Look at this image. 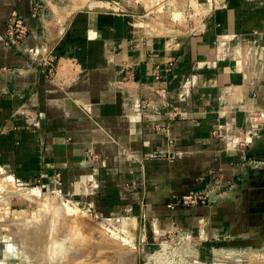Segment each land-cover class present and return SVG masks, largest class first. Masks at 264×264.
I'll list each match as a JSON object with an SVG mask.
<instances>
[{
	"label": "crops",
	"instance_id": "1",
	"mask_svg": "<svg viewBox=\"0 0 264 264\" xmlns=\"http://www.w3.org/2000/svg\"><path fill=\"white\" fill-rule=\"evenodd\" d=\"M32 1L0 0V171L16 194L54 189L149 240L181 227L217 264L262 245L264 168L247 160L264 159V0H83L53 26ZM191 6L196 31L173 19ZM14 11L30 26L16 46ZM215 179L210 204L182 202Z\"/></svg>",
	"mask_w": 264,
	"mask_h": 264
},
{
	"label": "rangeland",
	"instance_id": "2",
	"mask_svg": "<svg viewBox=\"0 0 264 264\" xmlns=\"http://www.w3.org/2000/svg\"><path fill=\"white\" fill-rule=\"evenodd\" d=\"M82 2L83 0H39V15L45 19L44 25L53 26L81 7ZM183 14L180 12L173 19L187 23ZM10 179L0 171V260L4 259L1 264H36L26 260L24 251L33 257H42L45 261L43 264H217V260L208 262L200 257L194 239L181 227L149 240L133 221L100 217L54 189L28 187V192L34 194L32 198L36 201L13 195L15 189L12 187L19 190V187L26 186L17 183V186L11 185ZM89 237L92 239L89 240ZM29 238L33 239V246L29 243ZM88 240L90 244L86 243ZM60 246L64 247V252L58 249ZM70 247L78 248L72 252ZM54 248L58 251L55 252ZM56 253L60 257H54L53 254L56 256ZM220 255L223 256L220 264H264V243L259 247L234 249Z\"/></svg>",
	"mask_w": 264,
	"mask_h": 264
},
{
	"label": "built area",
	"instance_id": "3",
	"mask_svg": "<svg viewBox=\"0 0 264 264\" xmlns=\"http://www.w3.org/2000/svg\"><path fill=\"white\" fill-rule=\"evenodd\" d=\"M39 0L32 1L33 14L39 16L38 11ZM183 17L186 19L190 30L196 31L198 26L196 23V18L198 17V12L195 7H189L185 12H183ZM48 30V29H47ZM30 32V26L26 23L22 15L17 11L12 12L10 17L7 20L6 31L4 35V41L8 45H20L28 36ZM43 63L48 67V75L54 77L57 73L56 67L54 64V59L50 56H44L42 58ZM171 68H168L170 70ZM90 155L95 157L90 151ZM247 164L251 169L260 170L264 168V159L250 157L247 160ZM220 182L216 179L204 189H191L188 193L183 195L181 198L184 204H203L208 205L213 200V194L216 192L217 188L220 186ZM220 194V193H219Z\"/></svg>",
	"mask_w": 264,
	"mask_h": 264
},
{
	"label": "bare ground",
	"instance_id": "4",
	"mask_svg": "<svg viewBox=\"0 0 264 264\" xmlns=\"http://www.w3.org/2000/svg\"><path fill=\"white\" fill-rule=\"evenodd\" d=\"M181 12H182V11H181ZM182 13H183V12H182ZM179 14H180V12H177V11L174 12L173 16L175 17V19L178 17ZM12 188H13V187H12ZM20 189H21V188H20ZM26 190H27V189H26ZM16 191H17V190H16ZM16 191H15L14 194H16ZM24 191H25V190H24ZM12 192H14V191H12ZM17 192H19V191H17ZM17 194H19V193H17ZM25 194H27V193H25ZM4 195H5V194H4ZM19 195H21V194H19ZM7 196H8V195H7ZM22 196H23V194H22ZM27 198H28V197H27ZM34 198H35V197H34ZM31 199H32V198H31ZM47 199H48V198H47ZM35 201H36V200H35ZM37 202H38V201H37ZM50 205H51V204H50ZM5 206H6V205H5ZM8 207H9V206H8ZM50 207H51V206H50ZM52 207H53V206H52ZM2 208H4V207H2ZM51 209H52V208H51ZM54 209H55V208H54ZM44 211H45V210H44ZM50 211H51V210H50ZM0 212H1V211H0ZM51 212H52V211H51ZM15 216H16V215H15ZM34 216H35V215H34ZM17 217H18V216H16V218H17ZM61 217H62V216H61ZM61 217H60V218H61ZM34 218H36V217H34ZM45 220H46V218H45ZM49 220H50V219H49ZM40 222H41V221H40ZM46 222H47V221H46ZM48 222H49V221H48ZM40 224H41V223H40ZM63 224H64V223H63ZM66 224H68V223H66ZM48 225L50 226L49 223H48ZM54 225H55V224H54ZM60 226H61V225H60ZM63 226H64V225H63ZM38 227H39V226H38ZM73 227H74V226H73ZM9 228H10V227H9ZM69 228H70V227H69ZM67 230H68V229H67ZM72 230H73V228H72ZM23 232H25V230H24ZM30 233H33V232H30ZM30 233H29V234H30ZM58 234L60 235V234H62V233H58ZM63 235H65V232L63 233ZM89 236H90V234H89ZM61 237H62V236H61ZM65 237H67V236H65ZM90 237H91V236H90ZM90 237H89V238H90ZM91 239H92V238H90L89 240H91ZM32 240H33V239H32ZM32 240L29 238V241H30L29 243H31V245H32ZM89 240H88V241H89ZM54 241H56V239H55ZM88 241H86V243L90 244V241H89V242H88ZM56 242H57V241H56ZM79 243H80V242H79ZM82 243H83V242H82ZM80 244H81V243H80ZM83 244H84V243H83ZM51 245H52V244H51ZM58 245H60V244L58 243ZM61 245L64 246V244H61ZM32 246H33V245H32ZM32 246H31V248H32ZM55 246H56V245H55ZM78 246H79V248H80V245H79V244H78ZM86 246H87V245H86ZM94 246H96V245H94ZM26 247H27L28 249L30 248V247H28V246H26ZM26 247H25V248H26ZM72 247H73V246H72ZM72 247H70V248H71V251L73 252V251H75L74 249H75L76 247H75V248H72ZM99 247H100V246H99ZM8 248H9V247H8ZM56 248H57V247H56ZM68 248H69V247H68ZM77 248H78V247H77ZM77 248H76V249H77ZM87 248L89 249L88 246H87ZM58 249H59V250L62 249L61 252H64V250H63L64 247H61V246H60V248H58ZM58 249H57V251H58ZM102 249H103V248H102ZM54 250H55V248H54ZM29 251H30V250H29ZM57 251L55 250V252H57ZM68 251H69V250H68ZM71 251H70V252H71ZM24 252H25V253H24V254H25L24 256L26 257V260H28V262H30V263H33V262H34V263H36V264H43V263L45 262L44 260H42V257H41V258H40L39 256H38V257H36V256L33 257V255L30 254V253H29V254H26L27 251H24ZM61 252H60V253H61ZM70 252H69V253H70ZM74 253H75V252H74ZM86 253H87V251H86ZM54 254H55V253H54ZM54 254H53L54 257H58V256L60 257V255H58L57 253H56V256H55ZM61 254H62V255H65V253H64V254L61 253ZM89 254H90V253H89ZM49 255H50V254H49ZM57 255H58V256H57ZM62 255H61V256H62ZM70 257H73V255H71ZM79 257H80V256H79ZM47 258H49V257H47ZM62 258H63V256H62ZM81 258H82V257H81ZM54 259L57 260L56 258H54ZM65 259H66V257H65ZM65 259H63L62 261L64 262ZM67 259H68V257H67ZM74 259H75V257H74ZM74 259H72V260H74ZM79 259H80V258H79ZM79 259H78V260H79ZM89 259H90V258H89ZM91 259H92V258H91ZM59 261H60V260H59ZM68 262H69V261H68ZM75 262H78V261L76 260ZM59 263H60V262H59ZM69 263L72 264V262H69ZM69 263H68V264H69ZM75 264H76V263H75Z\"/></svg>",
	"mask_w": 264,
	"mask_h": 264
}]
</instances>
